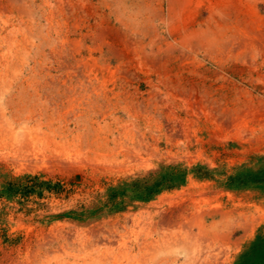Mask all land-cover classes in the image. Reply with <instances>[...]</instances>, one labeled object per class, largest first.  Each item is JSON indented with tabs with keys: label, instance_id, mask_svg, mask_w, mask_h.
Wrapping results in <instances>:
<instances>
[{
	"label": "rangeland",
	"instance_id": "rangeland-1",
	"mask_svg": "<svg viewBox=\"0 0 264 264\" xmlns=\"http://www.w3.org/2000/svg\"><path fill=\"white\" fill-rule=\"evenodd\" d=\"M0 264H264V0H0Z\"/></svg>",
	"mask_w": 264,
	"mask_h": 264
},
{
	"label": "bare ground",
	"instance_id": "bare-ground-1",
	"mask_svg": "<svg viewBox=\"0 0 264 264\" xmlns=\"http://www.w3.org/2000/svg\"><path fill=\"white\" fill-rule=\"evenodd\" d=\"M48 16V15H47ZM47 18V17H46ZM251 30V29H250ZM252 31V30H251ZM101 35V34H100ZM250 43H251V41H250ZM249 44V43H248ZM246 46V45H245ZM250 46V45H249ZM245 48V47H244ZM249 48V47H248ZM56 53H58V52H56ZM6 67V66H5ZM87 69V68H86ZM88 74V73H87ZM247 119V118H246ZM245 124V123H244ZM13 131V130H12ZM177 137V136H176ZM27 143V142H26Z\"/></svg>",
	"mask_w": 264,
	"mask_h": 264
}]
</instances>
